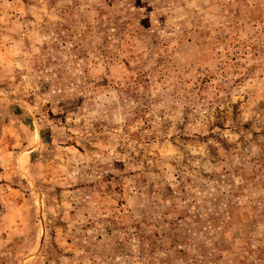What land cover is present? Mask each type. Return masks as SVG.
Here are the masks:
<instances>
[{
    "label": "rangeland",
    "instance_id": "obj_1",
    "mask_svg": "<svg viewBox=\"0 0 264 264\" xmlns=\"http://www.w3.org/2000/svg\"><path fill=\"white\" fill-rule=\"evenodd\" d=\"M0 264H264V0H0Z\"/></svg>",
    "mask_w": 264,
    "mask_h": 264
}]
</instances>
